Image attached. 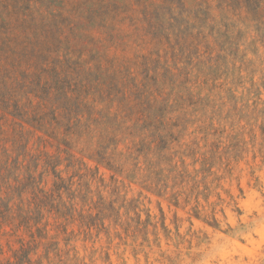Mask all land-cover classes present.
I'll return each mask as SVG.
<instances>
[{"label":"rangeland","instance_id":"obj_1","mask_svg":"<svg viewBox=\"0 0 264 264\" xmlns=\"http://www.w3.org/2000/svg\"><path fill=\"white\" fill-rule=\"evenodd\" d=\"M14 5L81 79L89 128L30 139L47 197L9 203L27 226L0 220V264H264V0H0V13ZM136 95L163 112L161 142L152 125L128 134Z\"/></svg>","mask_w":264,"mask_h":264},{"label":"trees","instance_id":"obj_2","mask_svg":"<svg viewBox=\"0 0 264 264\" xmlns=\"http://www.w3.org/2000/svg\"><path fill=\"white\" fill-rule=\"evenodd\" d=\"M10 8L15 9L16 5L6 6L5 12L0 13V220L6 222L14 216L17 219L20 217L19 226L27 224L28 215L21 212L19 205L16 204V208H13L9 203L16 196L21 201V194L27 189L34 198L47 197V194L38 188L39 181L34 175L43 152L30 154L27 148L30 139L39 131L67 145L69 135L79 136L87 132L89 126L82 123L79 107L88 92L81 79L75 82L66 76L67 68L63 69L62 61L55 58L58 49L43 48V44L39 45L40 40L46 38V34L36 33L29 26H25V20L20 22L19 18L15 17L17 12L9 10ZM29 33H32L31 39L28 37ZM38 57L40 60L36 63L34 58ZM111 80L113 88H117V80L114 77H111ZM112 86L105 85L101 96L104 97L105 93L104 98L113 100ZM119 92L116 91L115 98L123 105L128 97L118 95ZM72 99L75 108L70 104ZM133 100V109L135 108V112L141 116L143 124L138 127L133 124L129 127L128 134L140 136L143 129L152 125L153 142H161L163 136L158 132V125L161 124L163 112L157 115L156 111H152L155 104L148 99L144 100L136 95ZM124 113L115 114L114 121L118 119L123 122V117L132 114L131 111ZM6 120L10 121L12 127L10 137H6L2 129L1 122ZM155 121L157 124H154ZM96 123L100 124L101 121ZM59 128L63 130L62 138L58 137ZM110 132L112 134L113 131ZM110 139L115 143L113 135H110ZM43 141L42 137L37 138V147ZM6 143H9V146H6ZM148 145L142 136L138 151L148 150ZM161 146L164 145L155 149L162 156ZM26 158L27 161L23 164ZM35 212L41 213L39 205Z\"/></svg>","mask_w":264,"mask_h":264}]
</instances>
